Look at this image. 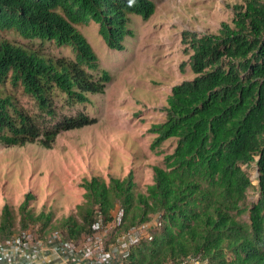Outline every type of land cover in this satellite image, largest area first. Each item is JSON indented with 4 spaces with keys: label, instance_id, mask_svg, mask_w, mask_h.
I'll return each instance as SVG.
<instances>
[{
    "label": "trees",
    "instance_id": "obj_1",
    "mask_svg": "<svg viewBox=\"0 0 264 264\" xmlns=\"http://www.w3.org/2000/svg\"><path fill=\"white\" fill-rule=\"evenodd\" d=\"M232 7V21H223L218 31L185 35H192L195 76L172 87L165 119L150 127L154 147L177 139L165 164L151 165L153 181L139 190L133 170L124 176L112 171L108 179L98 172L85 176L84 201L60 221L68 238L89 233L97 210L112 224L123 208L114 237L163 211L161 227L131 248L129 264H164L190 254H202L208 264H264V0ZM155 11L154 0H0V31L51 40L75 52V58L49 56L0 37V142L51 148L61 131L95 123L85 113L60 117L55 105L57 90L69 105L88 102L104 93L112 78L79 25L96 21L107 45L123 50L134 33L131 13L149 18ZM7 83L22 87L57 122L43 128ZM252 162L258 166V184L243 167ZM255 187L260 197L248 207ZM32 195L27 193L20 205L21 226L43 220L35 229L39 234L58 229L47 228L50 215L28 208ZM247 212L248 220L243 218ZM14 225L13 209L5 203L0 240L21 230L13 231Z\"/></svg>",
    "mask_w": 264,
    "mask_h": 264
},
{
    "label": "rangeland",
    "instance_id": "obj_2",
    "mask_svg": "<svg viewBox=\"0 0 264 264\" xmlns=\"http://www.w3.org/2000/svg\"><path fill=\"white\" fill-rule=\"evenodd\" d=\"M154 1L156 11L149 18L131 13L134 33L127 37L123 50L107 45L96 21L79 25L102 64L110 69L112 78L105 92L92 95L88 102L69 105L66 94L57 90L55 105L60 117L85 113L96 118L95 123L61 131L51 148L40 142L23 146L0 142V220L5 203H9L15 214L13 231L24 229L20 205L27 193L33 194L28 208L35 214L50 215L47 228L65 233L66 229L59 227L60 221L77 212L78 204L84 201L85 176L98 172L108 179L112 171L124 176L133 170L138 189L146 190L153 181L151 165H164L165 154L176 147V138L154 147L156 135L150 127L165 119L164 106L172 87L195 76L191 63L192 35L188 39L185 35L218 31L223 21H232V5L242 0ZM0 37L27 44L49 56L75 58L71 46H60L51 40H29L14 30L0 31ZM6 89L19 97L43 128L57 122L22 87L7 83ZM244 167L258 184L257 163ZM259 197V190L252 188L247 206ZM243 218L248 220L249 212ZM42 226L43 220H37L28 227L38 230ZM4 235L0 231V237Z\"/></svg>",
    "mask_w": 264,
    "mask_h": 264
},
{
    "label": "built area",
    "instance_id": "obj_3",
    "mask_svg": "<svg viewBox=\"0 0 264 264\" xmlns=\"http://www.w3.org/2000/svg\"><path fill=\"white\" fill-rule=\"evenodd\" d=\"M123 214V208L119 207L117 218L108 224L97 210L92 230L78 239L68 238L60 229H52L45 235L32 227L21 229L0 240V264H129L131 248L141 239L151 238L152 232L161 227L163 211L151 214L149 219L114 237L112 231ZM164 264H208V258L190 254Z\"/></svg>",
    "mask_w": 264,
    "mask_h": 264
},
{
    "label": "clouds",
    "instance_id": "obj_4",
    "mask_svg": "<svg viewBox=\"0 0 264 264\" xmlns=\"http://www.w3.org/2000/svg\"><path fill=\"white\" fill-rule=\"evenodd\" d=\"M258 173H259V171H258ZM258 181H259V178H258Z\"/></svg>",
    "mask_w": 264,
    "mask_h": 264
}]
</instances>
